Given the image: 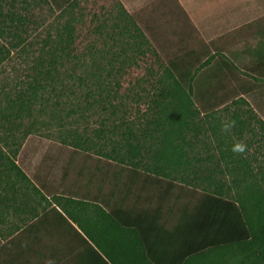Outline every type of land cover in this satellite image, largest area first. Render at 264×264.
Returning a JSON list of instances; mask_svg holds the SVG:
<instances>
[{
  "label": "crops",
  "instance_id": "crops-1",
  "mask_svg": "<svg viewBox=\"0 0 264 264\" xmlns=\"http://www.w3.org/2000/svg\"><path fill=\"white\" fill-rule=\"evenodd\" d=\"M119 1L135 23L144 26L141 30L163 64L151 78L159 96L150 99L157 109L152 111L157 136H163L164 129L170 137L185 138L189 143L183 151L189 155L205 137L216 141L218 156L221 149L264 155V0ZM164 73L174 74L180 86L172 84L170 75L168 81L158 83ZM165 89L168 97H160ZM174 89L190 97L185 99V95L181 101L194 117L176 120L175 129L167 124L158 127L165 124L163 107L178 105L179 100L169 95ZM177 113L169 111L168 115L176 118ZM180 125L184 127L179 131ZM222 139L226 143L221 148ZM236 144L243 145L244 151H233ZM204 149L213 156L209 146ZM58 153L66 152L58 149ZM3 155L12 171V158ZM208 156L198 157L200 161L192 156V166L210 165L216 158L208 161ZM254 163L264 165L259 158ZM221 165L226 169L224 162ZM16 166L22 174L14 170L16 182L9 183L0 207V264H102L94 251L109 263L110 258V264H242L252 260L247 242L241 243L242 249L220 245L193 252L200 247L199 230L178 225L185 203H190L189 213H193L202 195L190 191L178 195L182 181L171 189L174 194L162 197L168 181L155 185L150 179L136 187L144 183V174L140 180L129 178L127 189L117 186L112 171L121 166L114 162L101 161L92 172L77 174L79 184L68 180L63 166L55 163L38 165L32 178ZM138 169L142 171L141 164ZM107 170L111 173L106 176ZM132 170L129 166L128 177L134 176ZM146 215L147 220L156 219V226L143 220ZM138 218L145 221L144 227H137Z\"/></svg>",
  "mask_w": 264,
  "mask_h": 264
},
{
  "label": "rangeland",
  "instance_id": "rangeland-1",
  "mask_svg": "<svg viewBox=\"0 0 264 264\" xmlns=\"http://www.w3.org/2000/svg\"><path fill=\"white\" fill-rule=\"evenodd\" d=\"M27 1L32 6L24 4V0L13 3L18 15L28 19L17 34L16 29L10 27L8 19L4 24L0 22V29L4 30L0 37V58H4L0 64V151L19 164L31 178L32 173L37 172L38 165L55 163L63 166L68 180L79 184L77 174L92 172L94 164L102 160L94 153L112 151L113 155L124 156L128 148L125 146L127 138L123 134L130 137L129 133L132 132L136 137L133 143L142 146L143 158L136 160H143L140 164L144 170L153 162L152 144L155 140L149 135L152 132L158 135L154 132L156 127H153L152 121V111L157 109L150 104L153 95L157 96L151 78L158 64L151 50L142 56L133 49L134 39L122 33L128 28L129 35H137L138 29L144 26L139 27L136 23L138 29L135 30L119 0H75L79 8L69 11V16L64 17L62 12L74 0H47V4L44 0ZM11 2L0 0L6 14L11 9ZM66 19L74 20L77 30L73 48L66 51L71 57L66 59L63 55L58 66L53 85L56 91H52L50 82L42 93V99L29 111L30 115L11 116V100L17 99L18 92L26 90L24 82L28 81L32 68L51 73L48 61L51 60V51L58 50L59 32ZM20 37L24 40L23 45L13 48L12 45L18 43ZM41 57L46 61L43 66L39 65ZM7 130L13 131V138ZM25 135L28 136L23 139ZM78 138H82L83 147H90V152L68 147ZM200 141L196 142L197 148L190 156L205 158L209 152L204 148L209 146L216 159L210 165L203 163V167H193L200 170L197 175L201 172L202 177L214 176L213 189L219 181L229 186L232 176L216 172L221 169V163L219 160L217 162L219 156L214 151L216 141L210 137ZM16 149L17 154L12 157L11 153ZM58 149L62 152L66 150L63 164L58 163V158L55 159ZM244 155L255 172L264 167L254 165L258 158L264 163V155ZM194 176L184 168L176 178L187 184ZM14 182L16 178L14 171L8 169V161L2 163L0 160V207L3 206L9 183ZM200 185L205 187L202 183ZM187 190L193 189L189 187Z\"/></svg>",
  "mask_w": 264,
  "mask_h": 264
},
{
  "label": "trees",
  "instance_id": "trees-1",
  "mask_svg": "<svg viewBox=\"0 0 264 264\" xmlns=\"http://www.w3.org/2000/svg\"><path fill=\"white\" fill-rule=\"evenodd\" d=\"M14 1L15 0H12L11 9L8 10L7 14L3 11V7L0 6V22H3L4 24L5 20L8 19L10 22V27H12V29H16L15 33L17 34L19 28H23L24 24L28 22V19L25 16L18 15L15 9V4H13ZM24 1V4L26 3L27 5H30L27 0ZM53 1L56 2V0ZM44 3L47 4L48 1L44 0ZM77 8H79V3L74 0L73 2L68 4L66 9L62 12V16H69L68 12L75 11ZM124 14L127 18H129L132 25L135 27V30L138 29L135 21L127 13L126 10L124 11ZM73 23L74 20L66 19V21L63 23L61 31L59 32L60 41L59 43H57L58 50L51 51V60L48 61L49 66H51V73L43 72L41 70L38 71V68H32V74H28V81L24 82V84L27 86L26 90L18 92L16 96L17 99L11 100L13 107L17 106L16 109H13V107L10 105L12 112L11 116L22 117L23 115L21 114L30 115L31 113H29V111L32 110V108L39 100L42 99V93L45 91L46 85H49L50 82L52 91H56V87H54L53 85L56 81V75L58 73L57 70L58 66H60V61L63 60V55L66 59L71 57L70 54L66 53V51L73 48L74 45L73 39L77 27ZM3 32V28L0 29V37H2ZM128 32H130V30L127 28L126 31L122 33L134 39V45L132 44V46L134 47L133 49L137 50L138 53L142 56H146L148 52L150 53L152 51L156 57L158 65L163 66L158 54L150 45V42L140 29H138L137 35H129ZM23 42L24 40L22 39V37H20L18 42L20 44L16 43L12 46L13 48L18 47ZM3 60L4 58H0V64L3 62ZM44 64H46L44 58H39V65L43 66ZM52 70H55V73H52ZM169 75L173 80L172 84L180 86V79L176 78V76L172 73H170ZM169 75L168 73H164V75L161 76L162 79L158 83H162L164 82V80L168 81ZM166 94V89L165 91H160V97L164 96L165 98H167L168 96ZM169 95L173 99L179 100L178 105L163 107L162 110L165 115V119L163 122L165 124H159L158 127L163 128L166 127L167 124L171 125V127L175 129L176 125L174 123L176 120L180 121L181 118L190 119V116H194L190 113L187 114L188 112H190V109L186 104L182 103L183 101H181L183 100V98H185V91L182 90V93H180L179 91H176L174 89L173 94ZM187 98L190 99L188 95H186L185 99ZM174 110L178 111L177 115L179 116H177L176 118L170 117L168 115L169 111ZM6 117L11 119L7 115ZM183 127V125L178 126V130L180 131ZM7 131L8 133H10V137L13 138V131ZM163 132V136L161 137L156 136L153 132L149 135L155 140L154 144H152L153 162L144 170L142 169V171L139 170L138 167L143 160H136L139 157L143 158L142 146L141 144L133 143V140H135L136 137L134 136V134L132 135V132L129 133L130 137H126V134H123V137L125 139L127 138L125 146H127L128 148L124 156L113 155L112 151L111 153L99 151L94 153V155L102 158L100 162H104L105 160L106 162L104 163L114 162L118 163L121 166L119 167V169H113L112 171L114 172L112 178L118 179L116 181V184L120 188L123 187L127 189L129 178L134 179V181L140 180L143 174L146 175L144 176V183L136 184V187H143L145 185V182L150 179L154 181L155 185H160L163 184V181H168L164 183L167 187V191L162 193V197H165V195L170 196L173 193L171 189L176 188V182L178 181L176 175H178L182 169L185 168L186 171L195 174V176L191 179V182H187V184L182 183L183 186L179 187L180 191L178 192V195H185L186 192H189V190H186L190 187L191 189H193L192 191H190L191 194L202 195V200L197 205V207L194 208L193 213H189L190 203H185L184 209H182L183 221L181 220L180 224L178 225L179 227L187 226L199 230L198 234H200V247H198L197 250H193V252L214 249L220 245H234L236 247H239V249H242L240 246L241 243L247 242L248 248L246 251H248L249 254L252 253V260L251 262L241 263L264 264V167H260L259 170L255 172V169L250 166L247 157L244 154L228 153L221 149L219 162L221 164L222 162H224L226 164V169H222L221 165V169L219 168V170H216V172L221 175H231L232 180L229 186L223 185L221 184V181H219L213 189L211 187L213 185L211 184H213L212 182L213 179L215 180V177H202L201 172L197 175V172L200 170H195L193 168V158L183 151L185 150L184 147L189 142L182 137H170V133H168V130L163 129ZM174 135H176L175 132ZM27 136L28 135H25L23 139H25ZM81 140L82 138L75 139V142H70V145H68V147H73L80 152H90V147H83ZM223 143H226L224 139L219 140L218 145L222 148ZM17 151L18 149H16L14 153H11L12 157L16 156ZM65 154L66 153L57 154L56 157L58 158L59 162L65 161V156H67ZM4 157L5 156L3 155V153L0 152V159L4 160ZM212 157L213 156H208L207 160L211 161V159H213ZM195 160L200 161L197 157L195 158ZM10 163L12 164V171L17 170L18 173L22 174L21 170L16 166L14 160H12V162ZM232 164L234 166L230 168ZM129 166H132L133 170L131 172L132 174H134V176H127L128 173L130 174ZM110 173L111 172L109 170L105 171L106 176ZM200 183L204 184L205 187L203 185H200ZM224 194L228 196V198H226ZM148 218L149 216L146 215L143 220L146 221ZM154 219L155 218L152 217L151 220H147V224H149V226H156ZM187 219L188 222H186ZM140 220L139 218L136 220L138 223L137 227H144L143 223L145 221ZM94 252L102 261V264H110L112 262L110 258H108L110 260L109 263L108 261L104 260V258H102V256L98 252Z\"/></svg>",
  "mask_w": 264,
  "mask_h": 264
},
{
  "label": "clouds",
  "instance_id": "clouds-1",
  "mask_svg": "<svg viewBox=\"0 0 264 264\" xmlns=\"http://www.w3.org/2000/svg\"><path fill=\"white\" fill-rule=\"evenodd\" d=\"M233 151H236V152H243V151H244V146L241 145V144H236V145L233 147Z\"/></svg>",
  "mask_w": 264,
  "mask_h": 264
}]
</instances>
